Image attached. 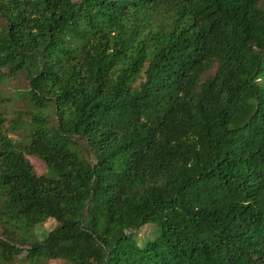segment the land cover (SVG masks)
<instances>
[{"label": "trees", "instance_id": "1", "mask_svg": "<svg viewBox=\"0 0 264 264\" xmlns=\"http://www.w3.org/2000/svg\"><path fill=\"white\" fill-rule=\"evenodd\" d=\"M57 260L264 264V0H0V264Z\"/></svg>", "mask_w": 264, "mask_h": 264}, {"label": "rangeland", "instance_id": "2", "mask_svg": "<svg viewBox=\"0 0 264 264\" xmlns=\"http://www.w3.org/2000/svg\"><path fill=\"white\" fill-rule=\"evenodd\" d=\"M12 136L15 138H18L15 135H12ZM28 158L31 161V163H32V165H33V167H34V169L38 175H42V174L46 173V167L41 160H39L38 158L32 157V156H29ZM54 227H55V222L50 220V221H47L46 223L38 226L36 228L35 233L39 239H43ZM152 232H153V229L150 226H146L142 230V235H148L149 234L151 236ZM19 264H22V263H19ZM49 264H66V263L64 261L57 260V261H52Z\"/></svg>", "mask_w": 264, "mask_h": 264}]
</instances>
